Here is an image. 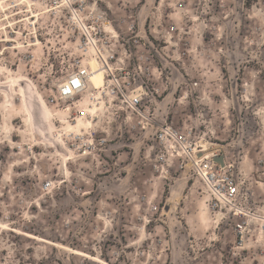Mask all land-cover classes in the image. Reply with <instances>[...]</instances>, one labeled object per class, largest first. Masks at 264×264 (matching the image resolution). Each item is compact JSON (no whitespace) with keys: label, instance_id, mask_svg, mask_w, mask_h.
I'll return each instance as SVG.
<instances>
[{"label":"rangeland","instance_id":"obj_1","mask_svg":"<svg viewBox=\"0 0 264 264\" xmlns=\"http://www.w3.org/2000/svg\"><path fill=\"white\" fill-rule=\"evenodd\" d=\"M90 46L100 62L117 52L110 65L142 105L101 92L79 136L65 121H88L93 92L50 101ZM165 126L224 148L213 154L235 198L218 200L190 161L161 159ZM0 224V264H98L69 248L109 264H264V0L4 2Z\"/></svg>","mask_w":264,"mask_h":264},{"label":"built area","instance_id":"obj_2","mask_svg":"<svg viewBox=\"0 0 264 264\" xmlns=\"http://www.w3.org/2000/svg\"><path fill=\"white\" fill-rule=\"evenodd\" d=\"M117 52H111L107 57H103L101 62L105 70V86L102 92L105 96L113 97L118 101L120 106L131 110L140 111L142 105V94L138 93V89L130 90L125 87L120 74L123 69L118 66L110 65L113 61L117 64L120 58L116 55ZM118 65V64H117ZM88 70L86 67H81L74 71L66 80L57 88L56 95L51 99L50 103L66 101L73 99L83 91H86ZM130 85V81H128ZM71 89V90H70ZM158 148L162 154L161 159L165 155H180L185 161H190L195 167L198 176L210 188L211 192L218 200H232L237 195L235 180L224 162V167L213 161L218 157V154H212L210 158L199 164L196 162L200 147L194 142L190 132L180 131L172 126H165L155 134L154 144L152 149ZM217 205V204H216Z\"/></svg>","mask_w":264,"mask_h":264},{"label":"bare ground","instance_id":"obj_3","mask_svg":"<svg viewBox=\"0 0 264 264\" xmlns=\"http://www.w3.org/2000/svg\"><path fill=\"white\" fill-rule=\"evenodd\" d=\"M6 1H8V0H0V7L3 8V3ZM35 18H36V16L33 15L31 17V21H33ZM9 41H10V39H6L4 42H9ZM36 42L39 43V40L37 39ZM96 55H97V52L95 51V49L93 47L90 46V48H88L87 58H85V60H84V65L88 70L86 92L87 93L93 92V94L95 95V99L98 100V103L96 105H93L92 103L85 101V105L82 107V109L79 110V114H81L82 116L89 117L90 120L88 119V121L82 122L81 120H77V118H76V119H73L72 123H70L69 121L66 120L65 123H67V126H69V129H65V130L68 133H75L76 135H79V136L82 135L84 132L83 131L84 129H90L93 126V122L95 120L92 121L91 118H94V117L98 118L101 114V110L104 107V103L100 97V94L102 92L103 87L105 86V70H104V67H102L101 62L97 59ZM11 79L12 78H10L8 81H6L3 86L11 87L12 85H14L15 81L13 83V80H11ZM16 82H18V83L27 82V79L20 77L16 80ZM137 91L139 93L140 89H138ZM22 101H23L24 109L28 115L26 122H27V124L30 125L32 116H31V113L27 107V103H26L24 93L22 94ZM41 104L43 105V108L45 109L49 118L52 116L56 117L57 115H58L57 117H59V114H56V113L53 114L51 112L52 109H50V107L48 105H46L43 100H41ZM60 111H67L68 112L69 109L66 108L65 110H60ZM56 120H59V122H60V119H56ZM45 125L47 127V130H49V132L53 131V128H56L55 123H54V127H53L50 120ZM199 147L201 148V150H199L198 152H199V154H201V156H199L196 159V162L198 164L200 162H203L206 159L210 158L214 152L224 149L222 146L216 145V144L209 142L207 140H202ZM177 157H180V155H177ZM64 158L66 159L67 157H64ZM68 159L70 160L71 158H68ZM0 227H5V225L0 224ZM19 233H21V232H19ZM22 234L25 237L30 238V239L39 240V241H43V242H48L49 244L57 245V244L49 242L47 240L37 238L36 236H34L32 234H28V233H24V232H22ZM57 246H59L61 248L64 247L61 245H57ZM69 250L72 251L73 254L84 256V257H86V258L90 259L91 261L96 262L98 264H109V263H106L105 261H103L102 259H100L99 257L89 256V255H86L82 252L72 250L70 248H69Z\"/></svg>","mask_w":264,"mask_h":264},{"label":"water","instance_id":"obj_4","mask_svg":"<svg viewBox=\"0 0 264 264\" xmlns=\"http://www.w3.org/2000/svg\"><path fill=\"white\" fill-rule=\"evenodd\" d=\"M199 156H200V154H199ZM213 161L220 164V166H222V167L224 166L223 156H218V157L214 158Z\"/></svg>","mask_w":264,"mask_h":264}]
</instances>
